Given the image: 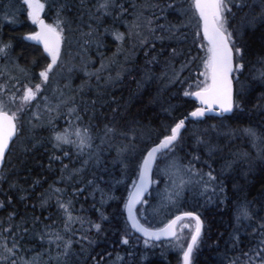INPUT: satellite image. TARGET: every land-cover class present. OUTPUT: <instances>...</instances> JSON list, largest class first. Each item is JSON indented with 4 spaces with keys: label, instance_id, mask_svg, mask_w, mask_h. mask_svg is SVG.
I'll return each instance as SVG.
<instances>
[{
    "label": "trees",
    "instance_id": "16d2710c",
    "mask_svg": "<svg viewBox=\"0 0 264 264\" xmlns=\"http://www.w3.org/2000/svg\"><path fill=\"white\" fill-rule=\"evenodd\" d=\"M41 2L45 4L41 15L52 23L56 17V7L52 6L54 0ZM68 2L71 7L64 12V16L68 18L65 35L82 34V42L76 44V48L87 52V55H91L89 57L97 55V51L102 48L103 54L121 46L125 48L123 54L128 51L125 58L123 56V59L119 58L111 64L110 55L104 54L103 57L110 58L107 60L109 66L96 75L82 76L80 82L74 85L75 89L67 95L75 97L79 114L84 117L83 124L92 126V150L99 148L107 171L97 170L89 165L72 182H61L60 169L63 165H69L70 169L79 168L82 160L87 159V154L78 157L75 148L70 145L54 149L48 127L28 128L22 124L0 171V201L5 202L0 207V221L6 227L9 213L16 212L15 219L11 221L13 224L19 223L23 216L28 221L27 226L31 228L32 219L39 217L37 229L47 224L63 231V214L56 206L55 196L49 200L48 205L41 207V195H48L50 186H54L67 190L62 199L73 200L74 215L101 224L100 233L87 223L83 227L79 222L71 226L72 233L66 236H72L79 242L75 245L77 252L81 243L89 247L87 241L80 242L82 235H88L95 241L89 247L91 256H104L103 264H180L179 254L169 240L146 245L144 239L126 223L123 203L134 178L139 153L134 158L131 149L129 150L127 158L130 167L127 176L120 164H113L112 161L116 159L118 147L122 148L126 144L143 146L139 137L133 141L121 133H127L133 127L145 132L162 130L163 126L173 125L196 107L190 95L186 96L184 93L197 90L196 73L205 55L201 44L206 45V42L196 36L200 29L197 27L196 14L189 6L191 0H116L117 4L122 3L126 9L120 15H117L120 12L118 7L111 9V14H104L103 9L98 11L97 6L102 0ZM145 3H156L160 8L142 9L141 6ZM247 3L254 7L242 10L233 8L236 15L231 19V27L239 28L245 13L255 15L261 11L259 0H247ZM169 4L174 7L167 8ZM6 5L15 9V23L3 20L4 13L10 11L6 9ZM161 9H164L163 12ZM183 9H186V13L181 11ZM153 17L158 19L149 25L148 20ZM134 23L138 27L134 28ZM159 25L165 27L161 29ZM168 25L181 27L178 31L169 33ZM150 28L155 31H150ZM33 29L21 0H0V42L11 44L8 54L12 57L7 62L4 56H0V85L6 86L0 92L3 98L7 99L13 94L17 98L22 96L25 85L32 86L37 81L38 72L50 62L39 44L24 38ZM90 30H94L92 35H85ZM130 31L132 35H129ZM136 32L140 35H135ZM116 33L123 34L124 39L117 40ZM169 35L172 36L171 39L168 38ZM159 36L164 39H156ZM181 37L183 39H179ZM142 39L146 40L143 44L140 42ZM241 45L245 48L246 67L240 75V82L235 84L236 89H244L237 97L240 108L224 117L208 115L199 121L188 120L181 131V140L175 152L181 163L188 164L191 161L195 169L205 173L209 171L208 165L211 164L213 175L225 185L228 199L220 203L218 194L213 195L209 191L202 195L199 186H189L176 204L160 208L158 214H154L152 208L160 205L157 193L165 187L164 179L154 175L153 180H159V184H153L149 190L150 195H146L152 206L146 220L142 213H138L146 226H158L164 219L179 211H191L200 215L203 221L202 237L194 252L193 264H232L233 260L235 264H243L246 259L244 253L256 245L258 236L240 235L239 232V239H234L235 205L247 199L253 202L255 217L264 215V162L259 158L257 148L252 146L250 138L239 134L247 127L264 132V82L258 79V70L264 68V64L259 63L260 58L264 57V25L244 28L243 35L238 36V46ZM173 49L176 54H173ZM182 64L187 67L180 73L179 80L165 86L166 80H173L174 72L179 71ZM199 78L201 77L198 76ZM19 104L17 99L13 109L19 107ZM105 125L115 128V132L106 136ZM230 130H235V134ZM223 132L229 133L228 136H224ZM151 135L155 140V131ZM197 137H201L205 143L197 144ZM102 138L105 143H101ZM209 148L212 149L211 152ZM65 152L69 153V157H64ZM244 153H247L246 158ZM53 156L61 157V160L50 159ZM194 156H198L199 160L193 159ZM229 162H232V167L226 168L225 165ZM160 163L163 166L166 162ZM94 172L99 187L117 199H108L102 205L99 191L94 195L89 194L93 192L94 186L87 187L82 195H71L73 187H85L87 180L93 179ZM81 180L85 183H80ZM9 197L12 198L11 203H8ZM20 197L25 199L21 200ZM137 208L142 209V206L138 205ZM100 212L108 219L101 220ZM125 234H128L129 240L126 245L122 243ZM88 254L85 253L86 256ZM117 254L122 260H116ZM24 255L27 257L32 253ZM88 264H92L91 260Z\"/></svg>",
    "mask_w": 264,
    "mask_h": 264
},
{
    "label": "snow or ice",
    "instance_id": "6c2138e0",
    "mask_svg": "<svg viewBox=\"0 0 264 264\" xmlns=\"http://www.w3.org/2000/svg\"><path fill=\"white\" fill-rule=\"evenodd\" d=\"M23 5L26 6L27 16L33 24L39 26L38 31L27 34V39L43 44V50L50 57V62L39 72L40 83L32 86L25 85L23 94L16 97L15 94L8 98L9 103H16L19 99V107L15 110L8 109L4 99L0 98V165L5 160L6 151L9 150L10 141L19 135L22 127L20 117L23 113L31 107V103L37 99L38 94L41 93L42 88L47 85L51 79V73L54 67L58 65L62 55L61 46L64 43L65 25L68 24V18L64 16L66 9L71 7L68 0H54L52 6L56 7V17L52 23H47L41 16L45 8V4L41 0H22ZM261 11L255 15L245 13L242 18V23L239 28L231 27V19L235 17L236 13L233 8L242 10L244 8L251 9L253 4L247 3V0H192V9L197 16V27L202 31H197L196 36L202 41L205 55L202 58L203 71L200 75L202 80L196 83L197 90L195 92H185L184 95L195 96L202 107L195 108L189 115L193 118H201L208 112H217L220 117L225 114L234 113L235 109L240 108V103L237 97L244 91L243 87L235 88L238 84L240 75L246 67L244 62L245 48L238 46V36L243 35V29L246 27L254 28L257 24L264 25V0H259ZM6 11L3 15V20L15 23V9L11 5H6ZM119 8L120 12L117 15L126 12L123 4H117L116 0H102L98 4L97 10L103 9L104 14H111V9ZM167 8H172L174 5H167ZM141 8H160L156 3H145ZM164 9H161L163 12ZM183 11V10H181ZM143 15V11L140 12ZM157 17L148 20L151 25ZM91 28V26H89ZM133 27H138L135 23ZM163 29L164 25H159ZM180 25H168L169 33L178 31ZM150 31L155 29L150 28ZM90 30L85 35L91 36ZM133 33L130 31L129 35ZM117 40H123L124 35L116 33ZM139 36L140 33L136 32ZM172 38L171 35L168 37ZM156 39L163 40V36L156 37ZM183 39V37L179 38ZM142 44L146 42L145 39L140 41ZM11 48L10 43L0 42V56H7L8 50ZM176 54V50H172ZM192 59H195L194 57ZM35 63V62H34ZM191 63V61H189ZM259 63L264 64V57H261ZM104 65L102 63L101 69ZM187 65L182 64L179 71L174 72L173 78L179 80L180 73L184 71ZM24 71V69H20ZM99 71V70H97ZM99 79V76H97ZM258 79L264 82V68L258 70ZM235 82V83H234ZM5 85H0V92L5 90ZM60 99L50 106L48 97H44V107L48 114L46 125L50 130V139L53 141L54 149H61L64 145H70L75 148L78 157H83L87 154V159H83L81 167L69 168L65 164L60 169L61 182H72L75 177L80 175L85 168L91 165L97 170L107 171V165L101 158L100 150L97 148L93 151L94 137L91 131V125H84V117L80 115V109L75 103V97H65L64 93L60 92ZM95 104V101L92 102ZM71 104V107L68 105ZM66 109V114L69 119L66 122V127L58 130L56 121L62 115L61 109ZM87 112V109H84ZM115 111V110H114ZM54 113V115H53ZM35 119H40L38 113H33ZM188 117L178 120L173 125H165L162 130H145L133 127L127 133H121L136 140L138 137L143 146L137 144H126L122 148H117L116 159L112 161L113 164L119 163L122 171L127 176L130 164L128 162L127 154L131 149L133 157L138 152L139 157L135 164V174L132 179L131 186L128 188V194L123 203V209L126 211V223L130 229L141 233L144 237V243L147 245L151 241H159L161 237L169 238L170 243L178 248L182 253V264H193V257L195 250L199 247L202 237L203 221L200 215L195 212L185 211L180 215H175L164 223L162 227L146 226L141 222V217L138 213H142L146 220L149 208L152 207L146 194L150 195L149 189L153 184H159V180H153L156 175L164 179L165 187L157 195L160 197L159 207L152 208L154 214H158L159 209L169 207L176 204L183 196L185 190L189 186H199L201 194L204 195L211 191L213 195L219 196V202L224 203L228 197L225 192V185L223 181L218 180V177L213 175L214 169L211 164L208 165L209 171L197 170L189 161L188 164L181 163L180 159L175 156V152L181 140V130L185 128V121ZM39 125H33L37 127ZM215 127V125H213ZM107 136L108 133H114L115 128H109L105 125ZM155 131L156 136L153 140L151 132ZM235 134V130H230ZM243 133L250 138L253 147L257 148V153L262 162H264V132H260L253 127L242 129ZM106 141L102 138L101 143ZM205 143L201 137H197V144ZM212 149L209 148V152ZM243 156L246 158L247 153ZM64 157H69V153L65 152ZM52 160H61V157L53 156ZM193 159L199 160L198 156ZM161 161L166 163L161 166ZM62 162V161H61ZM51 166V165H50ZM226 168L232 167V162L225 165ZM67 173V175H65ZM103 179V177H100ZM80 183H85L83 180ZM120 181H118L119 183ZM94 195L96 191L101 194V204L106 203L108 199H117L114 195L106 193L104 189L99 187L96 183V173H93V179L87 180L86 186L83 188L73 187L72 196L82 195L87 187H92ZM66 189L56 188L50 186L48 195H41V207L48 205L49 200L53 196L56 198V206L63 214V231L55 229L51 225H43L42 228L37 229L36 225L40 223L39 217L32 219L31 228L27 226L28 221L21 216L20 222L13 224L17 213H9L6 227L3 226V221H0V264H88L91 260L92 264H103L104 256L97 254L91 256L89 247L95 243L88 235H82L80 242L87 241L89 247H85L82 243L80 250H75V245L79 243L75 241L72 236H66L72 233V225L79 222L83 227L84 224H89L95 228L97 233L102 231L100 223H95L90 219L86 220L84 217L74 215L73 200L69 198L67 201L62 199L66 193ZM21 200L25 197H20ZM12 198H8V203H11ZM4 201H0V207L4 206ZM137 205H141L142 209H138ZM82 210V209H81ZM253 202L247 199L241 200L235 205V220L237 228L235 230L234 239H239V231L241 227H250V222L254 218ZM101 220H107L108 217L100 212ZM50 218V217H49ZM185 218H192L195 221L194 228L191 225L183 223ZM191 229L190 239L187 240L186 246L184 241V230ZM90 231V229H89ZM253 234L258 236L256 245L244 253L246 259L243 264H264V222H261L257 228H253ZM122 243L128 244V234L122 237ZM30 252L32 255L25 256L24 253ZM85 253H89L87 256ZM109 257L111 254H108ZM131 255V253H129ZM99 257V258H98ZM116 260H122V257L117 254ZM235 264V260L232 261Z\"/></svg>",
    "mask_w": 264,
    "mask_h": 264
},
{
    "label": "rangeland",
    "instance_id": "374dc122",
    "mask_svg": "<svg viewBox=\"0 0 264 264\" xmlns=\"http://www.w3.org/2000/svg\"><path fill=\"white\" fill-rule=\"evenodd\" d=\"M21 3H22V0H21ZM189 6L192 9V0L190 2ZM25 10H26V6H25ZM183 11H184V13H186V9H183ZM192 11H193V9H192ZM42 18L47 23H51V22H48L43 16H42ZM196 19H197V16H196ZM30 22L34 26V29H33L32 32L38 31L39 30V26L33 24L31 20H30ZM197 22H198V19H197ZM65 36H66V39H65L64 43L61 46L62 55L60 57L58 65L54 67V71L50 74L51 75L50 81L47 83V85H45L42 88V91H41V93L38 94L37 99L34 100L31 103V107L28 110H26L24 112V114L20 117V119L22 120V124H25L28 128L33 127L34 124L35 125H39V126L47 127L46 121H47L48 114L45 111V107H44V97H48V100L50 101V106L54 105L58 101V99L61 98L60 97V92L61 91L64 93L65 97H68L67 95L69 93L71 94V91H73L75 89L74 85L77 84L78 82H80V80L82 79V76L88 77L91 74L92 75H96V74L102 72V70L104 68L109 66L108 65L109 63L111 64L112 62H115L119 58L123 59V56L125 58L126 54L128 52V51L126 53L124 52V54H123L124 48L122 46H121V48L119 47V49H114V50H111V51L109 50V53L108 52L104 53L105 56L110 55V58H111L110 62L107 63V60H109L110 58L106 59L105 57H103V55H104L102 53L103 48H102V50L99 49L97 51V55H95L93 57H89L91 55H89V54L87 55V52L83 51L82 49L76 48V44H79V42H82V40H80V36H82L81 33H79L77 35H74V34L71 35L70 34L69 36L68 35H65ZM26 37H27V35L24 36L25 39H27ZM33 42H35V41H33ZM8 55L9 54H7V56H4V58L6 59L7 62L9 61L10 58H12L10 55H9L10 57ZM121 55H122V57H121ZM48 58L50 60V57H48ZM102 63L104 65L103 69H101ZM97 70H99V71H97ZM202 71H203V65H202V61H201L200 69L196 73L197 74V76H196L197 80H202L203 79V77L200 75V72H202ZM39 72H38V74H39ZM67 74H68V76H67ZM198 76H200L201 78L198 79ZM166 81H167V83L165 84V86H168L170 83H172L174 81V79L173 80L172 79H170V80L167 79ZM40 82H41V80L39 78V75H37V81H35L34 84L40 83ZM23 90H24V88H23ZM23 90H22V94H23ZM191 92H189V93H191ZM0 98L4 99V101L6 103V107L8 109L14 110L12 106L15 105L16 103L15 104L9 103L8 102V98L6 99V98H3L1 96H0ZM263 108H264V106H263ZM61 112H62V115L60 117H58L57 121H56V125H57V129L58 130H60L61 127H62V129L64 127H66V122L69 119L68 117H66L67 114H66V109L65 108H62ZM33 113H38L40 119H35L33 117ZM53 115H54V113H53ZM222 134L227 137L229 133L223 132ZM239 134H241V136L245 135L243 133V131L239 132ZM229 138H231V137H229ZM234 216H235V213H234ZM170 217H167L166 219H164L160 223V225H158V226L163 225L165 222H167L170 219ZM235 221L236 220H234V226H235V229H236L237 228V224H236ZM261 222H264V215H262L260 218H257V217L253 218V220L250 222V224H251L250 227H247V228L241 227L240 231H239L241 233L240 235L253 234V231H252L253 228H257L258 225ZM183 223L191 225L194 228V221L192 219H190V218L189 219H185L183 221ZM158 226H151V227H158ZM190 235H191V229H185L184 233H183L185 246H186L187 240L190 238ZM173 248L176 250V252H178L179 257H180V264H181L182 253L180 252V250L178 248H176L174 246H173Z\"/></svg>",
    "mask_w": 264,
    "mask_h": 264
},
{
    "label": "water",
    "instance_id": "95a60500",
    "mask_svg": "<svg viewBox=\"0 0 264 264\" xmlns=\"http://www.w3.org/2000/svg\"><path fill=\"white\" fill-rule=\"evenodd\" d=\"M201 33H202V31H201ZM37 43L43 47V44H41V43H39V42H37ZM195 91H196V90H194L193 92H195ZM190 98L196 103L197 106H196L195 108H197V107H202V105L200 104V101H199L195 96L190 95ZM195 108H194V109H195ZM194 109L190 110V111L187 113V115L183 117V118L188 117V118L186 119V121H185V124H186V122H187L188 120H191V121H199V120H202L205 116H208V115L219 116V114H218L217 112H208V113H206V115H205L204 117H201V118H193V117H191L189 114H190ZM225 115H228V114H225ZM183 118H181V119H183ZM181 131H182V130H181ZM14 139H15V138H14ZM14 139H13V140H14ZM13 140H12V141H13ZM12 141H10L9 148H10V145H11ZM8 151H9V150L6 151L5 157H6ZM4 161H5V160H4ZM3 165H4V162H3L2 165H0V171H1L2 167H3ZM151 187H152V185L150 186V189H151ZM150 189H149V190H150ZM146 195H147V194H146ZM137 207H138V205H137ZM182 212H185V211H179V212H176L175 214H173V215L170 217V219L173 218L175 215H180ZM124 215H125V219H126L127 213H126L125 210H124ZM185 219H189V218H185ZM190 219H192V218H190ZM192 220H193V219H192ZM193 221H194V220H193ZM165 223H167V222H165ZM194 224H195V221H194ZM162 226H163V225L158 226V227H162ZM131 230H132V229H131ZM132 231L135 232L134 230H132ZM135 233L144 239V237H143V235H142L141 233H138V232H135ZM189 239H190V238H189ZM163 240H169V238L161 237V239H160L159 241H163ZM159 241H155V240H153L152 242H159ZM181 264H182V261H181Z\"/></svg>",
    "mask_w": 264,
    "mask_h": 264
},
{
    "label": "bare ground",
    "instance_id": "6f19581e",
    "mask_svg": "<svg viewBox=\"0 0 264 264\" xmlns=\"http://www.w3.org/2000/svg\"><path fill=\"white\" fill-rule=\"evenodd\" d=\"M87 12V11H86ZM101 17V16H100ZM80 19V18H79ZM100 20V19H99ZM70 27V26H69ZM81 27V26H80ZM100 27V26H99ZM78 30V29H77ZM125 37V36H124ZM70 38V37H69ZM71 39V38H70ZM89 39V38H88ZM68 43V42H67ZM90 45V44H89ZM125 49V48H124ZM139 49V48H138ZM9 51V50H8ZM76 52V51H75ZM77 53V52H76ZM68 54V53H67ZM102 54V53H101ZM72 56V55H71ZM84 56V55H83ZM14 57H16V56H14ZM88 59V58H87ZM69 60V59H68ZM63 63V62H62ZM82 63V62H81ZM122 63V62H121ZM79 66V65H78ZM114 66H115V64H114ZM84 67V66H83ZM68 69V68H67ZM115 69V68H114ZM62 70V69H61ZM12 71V70H11ZM27 72V71H26ZM57 72V71H56ZM107 72V71H106ZM55 73V72H54ZM123 73V72H122ZM57 74V73H56ZM104 74H106V73H104ZM29 75H30V73H29ZM59 75V74H58ZM65 75V74H64ZM67 76H68V74H67ZM66 77V76H65ZM67 78V77H66ZM56 81V80H55ZM53 82V81H52ZM95 82V81H94ZM31 83V82H30ZM51 83V82H50ZM47 87V86H46ZM96 89V88H95ZM103 89V88H102ZM112 89V88H111ZM93 92V91H92ZM100 92V91H99ZM93 118V117H92ZM112 126V125H111ZM238 193V192H237ZM239 195V194H238ZM237 202V201H236ZM217 205V204H216ZM226 205V204H225ZM208 206V205H207ZM255 217V216H254ZM236 222V221H235ZM234 231V230H233ZM243 232V231H242ZM78 246V245H77Z\"/></svg>",
    "mask_w": 264,
    "mask_h": 264
}]
</instances>
